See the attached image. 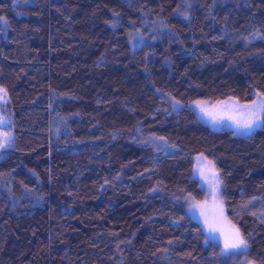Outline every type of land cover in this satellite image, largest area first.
<instances>
[{"label":"trees","instance_id":"1","mask_svg":"<svg viewBox=\"0 0 264 264\" xmlns=\"http://www.w3.org/2000/svg\"><path fill=\"white\" fill-rule=\"evenodd\" d=\"M0 17V264H264V123L189 106L264 93V0H0ZM199 153L243 251L191 212Z\"/></svg>","mask_w":264,"mask_h":264},{"label":"rangeland","instance_id":"2","mask_svg":"<svg viewBox=\"0 0 264 264\" xmlns=\"http://www.w3.org/2000/svg\"><path fill=\"white\" fill-rule=\"evenodd\" d=\"M0 88H2V87L0 86ZM259 94L260 93H257L255 95V98L252 101H245V102L239 101V100L234 99V98H226V99L219 100V101H209L207 99H195V100L190 102L189 106L192 107L194 110H196L199 117L204 122H206L207 124L212 126L213 128L220 129V128L226 127V128L231 129L236 134L246 135V134L252 133L254 130L259 128L262 125V123L255 126L252 130H249V129H245L243 127L237 126L235 121L237 119H243L244 114L247 111V109L242 108L240 106L247 105L249 107H255L253 102L254 101L257 103L259 102V99H260ZM170 98H171L172 104L175 108H180V107L185 105L180 100H177L173 97H170ZM8 101H9V99H8ZM8 101H7V103H8ZM196 101H202L204 103L203 104H197V103H195ZM0 105L5 106L6 104H3L2 102H0ZM203 109H207V111H204ZM208 112L214 113L215 116L217 117V119L214 120L212 116L208 115ZM0 114H3L4 116H6L8 118V120L10 121V118H9L7 112L4 109H2L1 107H0ZM262 115H264V113H262ZM10 124H11V121H10ZM4 130L12 132V128L9 127L8 125L4 126ZM161 139L166 144L173 146L170 143H168L165 138L161 137ZM0 150H2V149H0ZM201 154H203V153H199V154L194 155V163H195L194 172H195V176L200 180L201 184L206 188L207 196L203 200H196V199L193 200L192 199L190 201V205H192L193 203H196V204H198V206L197 207H190V209H191V212L203 222V224L205 225V227L208 231L209 236L211 238L217 240V241H220L224 245V235L226 233L232 231L234 228L235 229H238V228L236 225H234L228 219V217L226 215L225 204H224V200H223V196H222V185H220L219 196L217 198L219 203H217L216 201H214L213 196L211 194L212 190H211V187L209 185V182L207 180H205L203 177L199 176V173L197 171L196 166H197V157H200ZM203 156L207 157L205 154H203ZM207 159L209 161H212V159H210L209 157H207ZM215 169L218 171L216 166H215ZM220 204H222V212H221ZM206 217L209 220H212L215 218V220L217 221V223H216L217 231L209 232V230L205 224V218ZM239 250L243 251L245 249H238V251Z\"/></svg>","mask_w":264,"mask_h":264},{"label":"snow or ice","instance_id":"3","mask_svg":"<svg viewBox=\"0 0 264 264\" xmlns=\"http://www.w3.org/2000/svg\"><path fill=\"white\" fill-rule=\"evenodd\" d=\"M0 21H5L4 17H0ZM259 102H253L255 107H249L247 105H242L240 107L247 109L244 114L243 119H237L235 122L237 126L243 127L245 129L252 130L255 126L264 123V93L259 94ZM9 99L8 91L6 88H0V102L3 104H7ZM197 104H203L202 101H196ZM207 111V109H203ZM209 116H212L213 119H217L214 113L208 112ZM8 125L11 127L10 121L6 116L0 114V149H6L8 147L13 146L14 134L11 131H5L4 126ZM197 171L200 177H203L205 180L209 182V185L212 190V196L214 201L219 203L217 200L220 191V185L222 180L219 177L218 171L215 169L214 161H209L207 157H204L201 154L200 157H197ZM194 200V198H192ZM198 204L193 203L190 207H197ZM221 212H222V204H220ZM203 214V213H202ZM255 215V214H254ZM217 221L214 219L209 220L207 217L205 218V224L209 230V232L217 231L216 228ZM248 241L244 238V236L240 233L239 229H233L232 231L226 233L224 235V247L223 251L229 250H238V249H247Z\"/></svg>","mask_w":264,"mask_h":264}]
</instances>
